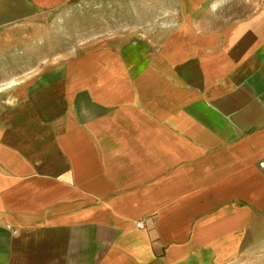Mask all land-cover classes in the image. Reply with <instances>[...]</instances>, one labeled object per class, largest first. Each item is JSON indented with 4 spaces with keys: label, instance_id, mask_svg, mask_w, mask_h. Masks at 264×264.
<instances>
[{
    "label": "crops",
    "instance_id": "0c3cea01",
    "mask_svg": "<svg viewBox=\"0 0 264 264\" xmlns=\"http://www.w3.org/2000/svg\"><path fill=\"white\" fill-rule=\"evenodd\" d=\"M71 1L0 0V49ZM123 8L140 36L5 84L64 110L0 115V264H227L264 235V0Z\"/></svg>",
    "mask_w": 264,
    "mask_h": 264
},
{
    "label": "rangeland",
    "instance_id": "374dc122",
    "mask_svg": "<svg viewBox=\"0 0 264 264\" xmlns=\"http://www.w3.org/2000/svg\"><path fill=\"white\" fill-rule=\"evenodd\" d=\"M128 1L143 2L72 0L69 5L40 10L39 17L36 16L30 24L25 25L18 44L13 43L0 49V115L19 113L25 114L23 117L29 114L44 118V115L50 113L49 108L33 105L44 99L56 100L58 105L52 107V114L63 113L61 92L57 90H42L32 94L29 97L31 102L26 108H8L5 105L7 98L3 96L5 84L24 75V72L29 73L24 76H30L31 79L34 74L37 76L38 72L43 74L50 68L62 66L68 57L87 50L103 46L114 48L120 45L119 38L123 35L130 39L135 38L133 34L140 36L144 28L150 25V21H134V11L123 8L124 2ZM114 3L120 5L114 7ZM32 125L35 126L36 123ZM40 125L43 126L42 123ZM227 264H264V235L257 234L254 230L250 232L247 244Z\"/></svg>",
    "mask_w": 264,
    "mask_h": 264
},
{
    "label": "built area",
    "instance_id": "2783aa9c",
    "mask_svg": "<svg viewBox=\"0 0 264 264\" xmlns=\"http://www.w3.org/2000/svg\"><path fill=\"white\" fill-rule=\"evenodd\" d=\"M259 166H260L261 168H264V161L260 162V163H259ZM137 226L142 227V226H143L142 222H141V221L137 222Z\"/></svg>",
    "mask_w": 264,
    "mask_h": 264
}]
</instances>
